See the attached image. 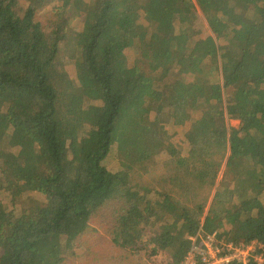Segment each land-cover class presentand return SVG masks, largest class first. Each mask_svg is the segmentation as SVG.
<instances>
[{
	"label": "trees",
	"instance_id": "1",
	"mask_svg": "<svg viewBox=\"0 0 264 264\" xmlns=\"http://www.w3.org/2000/svg\"><path fill=\"white\" fill-rule=\"evenodd\" d=\"M252 1L247 14L246 0H66L84 16L68 49L67 21L39 18L59 0H0V264H180L209 233L223 250L264 246V0ZM157 177L178 198L156 195ZM237 221L247 231L231 237Z\"/></svg>",
	"mask_w": 264,
	"mask_h": 264
},
{
	"label": "rangeland",
	"instance_id": "2",
	"mask_svg": "<svg viewBox=\"0 0 264 264\" xmlns=\"http://www.w3.org/2000/svg\"><path fill=\"white\" fill-rule=\"evenodd\" d=\"M66 3V0H59V5L61 7L60 10H56L54 8V6L52 7L50 3L48 4H45L41 7V11H39L41 13V15L39 16L40 20H43V21H48L49 19H51V22L52 20H55V21H67V34H68V38L69 40L71 41L70 43H64V47L66 48H70L71 46V43L73 44L74 40H75V37H76V34L78 33V31H80V29L82 28L83 26V14H82V8L80 7H67V8H63V6L65 5ZM254 2L252 0H246V5L244 6V8L246 9L247 11V14H249V10L250 7H251V4H253ZM53 5V4H52ZM257 8V4H254L252 6V10L255 11L254 9ZM54 13V15H53ZM254 14V13H253ZM197 23L195 22V25L192 27L190 26L191 30H190V33H193L195 35L196 32H193L194 31V28L196 31H199L200 29V26H197L196 25ZM150 29H155L156 28V25L155 23H151L150 24ZM180 32L179 28H178V33ZM201 35H204V37L208 36V34H213V32L210 30V29H206L202 32H200ZM181 35V34H180ZM182 36V35H181ZM213 36H215L213 34ZM215 38V37H214ZM179 38H177L178 40ZM239 124V121H231V125L232 126H236ZM191 138V136H190ZM228 162H230L228 159H226L225 161V164L224 165H229ZM230 166V165H229ZM228 166V167H229ZM154 179H150L149 180V183H148V186L149 188L151 189H156V195H157V192L158 191H161V190H169V191H173L171 190L170 186H169V183L168 181H165L164 178L163 179H159L158 177L155 178V180L153 181ZM251 183L254 184L255 186V183L254 181H251ZM160 187V188H159ZM178 194L176 191H173L172 192V195L175 197V198H178L177 195ZM0 200H9V193L5 190H0ZM93 227L96 228L98 234H99V231H100V225L99 224H94ZM247 229L246 227H244L243 223L240 222V221H237V225L236 227H234L232 229V234H231V237H234V236H237V235H243L244 233H246ZM104 234V232H103ZM102 234V235H103ZM94 238V235L92 233H85L84 235H81V237L78 239V236H74V239L73 242H72V245L76 246L78 244H81V245H85L88 246L87 244L91 243V239ZM108 242V237L104 238L102 240V245H101V251L102 252H106L107 255H109V258H110V262L112 263V259L113 258H117L119 257V253H111L110 251L112 250L110 245L107 243ZM99 243V244H100ZM97 244V246L99 245ZM97 248L94 249V247L92 248V252H94ZM104 249V250H102ZM109 250V252L107 253V251ZM77 252H80L79 250L76 251ZM90 253V255H91ZM164 253H161V255L157 256V257H153V258H149V261L153 264H163V263H166L167 258L165 255H163ZM147 256V252H143V255H142V258L145 259ZM72 258H70L71 260ZM118 259V258H117Z\"/></svg>",
	"mask_w": 264,
	"mask_h": 264
},
{
	"label": "built area",
	"instance_id": "3",
	"mask_svg": "<svg viewBox=\"0 0 264 264\" xmlns=\"http://www.w3.org/2000/svg\"><path fill=\"white\" fill-rule=\"evenodd\" d=\"M192 247L180 264H249L264 262V246L257 241L248 245L241 243L234 246L232 243L224 245L222 239L215 233L207 236H191Z\"/></svg>",
	"mask_w": 264,
	"mask_h": 264
}]
</instances>
